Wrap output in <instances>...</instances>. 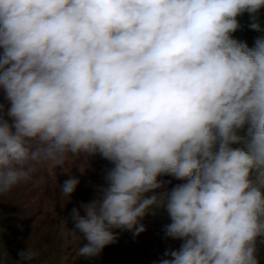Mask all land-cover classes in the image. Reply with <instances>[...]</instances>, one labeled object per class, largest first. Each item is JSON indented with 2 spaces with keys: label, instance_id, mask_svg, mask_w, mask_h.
<instances>
[{
  "label": "clouds",
  "instance_id": "1",
  "mask_svg": "<svg viewBox=\"0 0 264 264\" xmlns=\"http://www.w3.org/2000/svg\"><path fill=\"white\" fill-rule=\"evenodd\" d=\"M264 0H0V195L43 165L113 166L65 235L99 256L163 208L160 264H259L264 245ZM240 145V147H232ZM70 175V174H69ZM162 176L184 183L163 190ZM75 176L61 186L75 192ZM69 217L61 221L63 230ZM30 264L31 248L18 253ZM20 264V261H17Z\"/></svg>",
  "mask_w": 264,
  "mask_h": 264
},
{
  "label": "trees",
  "instance_id": "2",
  "mask_svg": "<svg viewBox=\"0 0 264 264\" xmlns=\"http://www.w3.org/2000/svg\"><path fill=\"white\" fill-rule=\"evenodd\" d=\"M241 28L233 33L237 40L255 46L264 31L257 32L248 27L250 15L238 17ZM258 22L264 28V8L258 13ZM0 103L8 106L0 90ZM234 146V145H232ZM113 165L100 154L69 156L62 168L52 164L43 165L27 183H21L10 192L0 195V264H27L18 255L31 248L38 255L30 264H160L169 250H179L182 240L172 239L165 234V226L171 223L167 212L161 208L156 215H146L141 223L145 231L134 236L128 230H114L115 243L106 246L96 257H80L79 247L86 243L83 238L73 239L64 233L71 229L70 214L73 208L84 214L82 204L97 198L98 188L106 186V170ZM70 168V170H68ZM75 176L79 179L74 193L63 197L61 186ZM167 183L163 190H171L176 184L184 183L172 176L160 177ZM69 217L66 227L61 221Z\"/></svg>",
  "mask_w": 264,
  "mask_h": 264
},
{
  "label": "rangeland",
  "instance_id": "3",
  "mask_svg": "<svg viewBox=\"0 0 264 264\" xmlns=\"http://www.w3.org/2000/svg\"><path fill=\"white\" fill-rule=\"evenodd\" d=\"M232 147H240V145H234ZM68 170H70V168ZM258 261L259 264H264V245H261L260 251L258 252Z\"/></svg>",
  "mask_w": 264,
  "mask_h": 264
}]
</instances>
